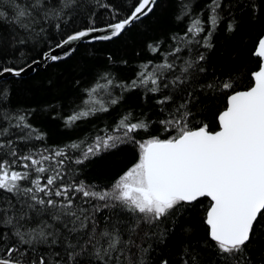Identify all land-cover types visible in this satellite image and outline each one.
<instances>
[{
    "label": "snow or ice",
    "instance_id": "1",
    "mask_svg": "<svg viewBox=\"0 0 264 264\" xmlns=\"http://www.w3.org/2000/svg\"><path fill=\"white\" fill-rule=\"evenodd\" d=\"M155 4L134 0L126 16L113 15L103 27L95 24L92 10L88 25L69 30V22L80 14L79 0H0V81H5L0 84V264H147L149 242L167 235L205 197L211 200L202 221L205 237L182 249L179 264H208L201 252L209 250L211 264H254L249 246L264 235V33L255 44L257 66L246 89L237 91L231 78L204 86L231 93L218 113L220 130L210 131L207 124L189 126L188 104L200 86L197 77L204 69L199 65L205 60L203 53L192 55L193 50L210 49L221 24L230 33L238 27L232 11H224L225 0H208L196 14L190 3H182L177 19L189 17L187 30L173 36L178 43L154 71H140L128 83L108 72L98 75L97 85L104 81L109 86L101 104L120 102L114 88H143L159 94L162 118L153 121L128 111L102 134L41 149L33 141H42L43 134L28 123L23 109L12 105L6 77L20 78L42 63L68 59L78 42L117 38ZM248 8L255 11V0H248ZM50 27L60 39L54 45L45 41L31 55ZM148 47L153 54L160 51L159 45ZM185 50L189 55L178 64ZM96 91L85 89L89 97ZM176 92L187 99L176 104ZM82 105L64 118L66 126L97 111L88 100ZM142 132L148 139L137 140ZM161 132L167 135L161 138ZM129 143L138 146V158L107 187L68 178L69 162L83 164ZM185 232L190 235L191 226Z\"/></svg>",
    "mask_w": 264,
    "mask_h": 264
},
{
    "label": "trees",
    "instance_id": "2",
    "mask_svg": "<svg viewBox=\"0 0 264 264\" xmlns=\"http://www.w3.org/2000/svg\"><path fill=\"white\" fill-rule=\"evenodd\" d=\"M134 0H79V15L75 22H69L72 27L82 28L90 23L89 16L94 10L95 24L106 25L113 15L123 18L129 12ZM208 0H159L152 13L133 24L120 37L109 42H97L81 45L68 60L50 64L45 71L37 70L34 75L26 78H8L6 86L11 89L12 105L23 109L27 114L28 123L43 134L42 141H33L38 148L63 147L73 141H80L94 136L105 128H111L120 117L131 111L135 115L155 121L161 116L160 105L156 103L159 94L145 93L143 88L123 91L112 89L115 96H122L114 106L101 104L107 99L109 86L100 81L99 74L108 72L116 81L128 83L137 77L138 72L154 71L155 65L163 63V54L176 46L173 36H183L189 24V17L177 19L182 3H190L192 13L204 9ZM108 5L110 7L105 8ZM225 9H229L236 17L238 27L235 32H227L224 24L211 37L210 49L195 47L192 55L203 53L205 60L200 63L204 69L198 74L200 86L196 87L188 107L191 109V127L207 124L210 131L219 129L218 113L227 105V97L231 94L220 88L204 87L210 83L219 84L222 80L231 78L237 91L246 89L250 84V71L255 70L258 58L253 55L257 38L264 33V0H255V11L248 8V0H225ZM207 13L205 12V18ZM60 39V33L55 28H49L40 42L39 48L45 47V41L52 45ZM149 45H159L160 51L153 54ZM187 50L180 53L181 63L187 58ZM173 59V57H168ZM151 62V63H149ZM147 65V69H145ZM171 78L170 74H166ZM5 81H0L4 84ZM96 87V93L91 97L85 89ZM166 89L165 91H170ZM191 90V89H189ZM181 93H175L176 104L187 99ZM88 100V106L97 109L94 115L77 121L75 125H65L67 117L77 106H83L82 101ZM103 107H109L103 111ZM168 107H174L169 105ZM157 127V125H153ZM102 134V132H101ZM161 138L166 133H160ZM137 140H146V133L137 135ZM79 153H72L78 156ZM139 148L136 144H120L118 147L102 151L99 155L85 160L83 164L69 162L66 167L69 179L81 180L86 183L107 187L118 175L136 162ZM211 204L208 198L200 199L189 211L181 215L169 228L163 238H154L149 242V251L145 257L147 264H161L168 260L169 264H179L181 251L185 247H195L202 242L207 226L203 224L206 209ZM191 226L192 233L185 232V227ZM202 247V244H201ZM254 264H264V235L258 236L249 246ZM212 252L202 251L201 258L211 264Z\"/></svg>",
    "mask_w": 264,
    "mask_h": 264
},
{
    "label": "water",
    "instance_id": "3",
    "mask_svg": "<svg viewBox=\"0 0 264 264\" xmlns=\"http://www.w3.org/2000/svg\"><path fill=\"white\" fill-rule=\"evenodd\" d=\"M158 1L159 0H156V4L158 3ZM156 4H155V6H156ZM155 6H154V8H155ZM154 8H153V10H154ZM152 12H150L148 15H146V16H143L140 20H143L144 18H146L147 16H149L150 14H151ZM140 20H138V21H140ZM138 21H135L134 23H136V22H138ZM133 23V24H134ZM133 24L131 25V26H129L127 29H129V28H131L132 26H133ZM126 29V30H127ZM125 30V31H126ZM124 31V32H125ZM123 32V33H124ZM122 33V34H123ZM120 37V36H119ZM118 38V37H117ZM117 38H114V39H117ZM114 39H112V40H114ZM112 40H109V41H112ZM109 41H97V42H109ZM97 42H92V43H89V42H87V41H82V42H78V44L77 45H75V48H76V50H75V52L80 48V46L81 45H85V44H93V43H97ZM75 52H73V54L68 58V59H70L74 54H75ZM68 59H65V60H62V61H66V60H68ZM62 61H60V62H62ZM57 63H59V62H57ZM50 64H52V63H47V64H41V66H39V67H37L36 68V70L35 71H33V70H31V69H29V70H27L20 78H26V77H29V76H31V75H34L35 73H36V71L37 70H40V71H45L46 70V68L50 65ZM8 78H11V77H6V79H8ZM220 130V128L217 130V131H219ZM205 198H207V197H205ZM201 199H203V198H201ZM209 200H210V198H208ZM210 202H211V200H210Z\"/></svg>",
    "mask_w": 264,
    "mask_h": 264
}]
</instances>
